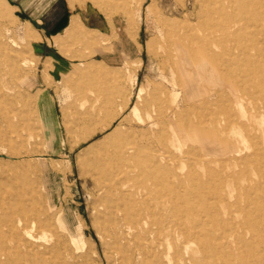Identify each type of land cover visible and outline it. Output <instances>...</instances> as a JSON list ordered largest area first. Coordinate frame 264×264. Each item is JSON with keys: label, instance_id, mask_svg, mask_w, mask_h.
<instances>
[{"label": "rangeland", "instance_id": "rangeland-1", "mask_svg": "<svg viewBox=\"0 0 264 264\" xmlns=\"http://www.w3.org/2000/svg\"><path fill=\"white\" fill-rule=\"evenodd\" d=\"M7 1L9 7L0 1L3 12L8 10L0 16V234H7L4 217L13 208L17 217L35 222L30 229L34 238L27 239L24 252H36L46 243L51 247L46 257L52 263L70 264L74 252L75 264H84L81 254L89 264H119L110 240L100 232V191L92 177L81 174L76 159L80 150L114 126L71 154L73 172L64 162V153L51 157L46 166V161L34 157L31 144L40 133V105L45 100L52 107L46 111L54 110L63 129L64 115L84 110L99 92L104 94L99 102H105L108 113L125 108L122 117L136 122L137 134L156 141L153 149L169 145V184L176 194L166 197L167 219L182 212L191 219L232 223L243 239L237 246L238 257H256L255 248L264 243V85L253 90L240 86L230 72L216 70L211 60L202 69L187 66L194 89L186 84L173 86L169 81L180 78L185 83L188 74L173 71L162 56L167 30L158 18L176 24L178 30L197 31L205 26L207 7L214 4L210 0ZM75 16L79 25L68 37L66 29ZM81 89L86 92L81 94ZM181 97H187L188 103L177 107L175 99ZM84 100L88 101L83 104ZM171 107L177 113L172 121L166 116ZM9 117L14 128L5 122ZM233 127L242 137L234 142L233 153L223 154L219 145L231 138ZM179 132L186 141L181 149L171 144ZM41 146L40 154L45 151ZM256 146L261 152H256ZM25 149L33 150V158L15 156ZM133 201L139 208L147 203L142 194ZM20 202L25 204V214L19 212ZM243 208H250V217ZM155 218L145 213L147 230L152 225L158 228ZM250 223L258 225L256 231ZM18 257L13 254L12 260L18 262Z\"/></svg>", "mask_w": 264, "mask_h": 264}, {"label": "bare ground", "instance_id": "bare-ground-1", "mask_svg": "<svg viewBox=\"0 0 264 264\" xmlns=\"http://www.w3.org/2000/svg\"><path fill=\"white\" fill-rule=\"evenodd\" d=\"M0 1L5 6H10V1ZM210 1L214 5L207 7L205 26L197 31L193 29L178 30L174 26L176 24L171 25L158 18L161 25L167 30L162 50L164 62L170 65L173 71L181 70L188 74L185 83L180 78H177L175 82L169 81V83L173 86L178 84L180 87L186 84L187 87L194 89V79L189 75L187 66H193L194 70H198L202 69L208 61L214 60L215 69L220 72H230V78L235 79L236 83L242 84L240 86L253 90L260 84L264 85V0ZM7 11L3 12V6L0 5V16L6 15ZM10 11L12 10L9 9ZM78 25V19L75 16L66 29L70 34L68 37L77 30ZM226 54H230L231 57L235 56V58L227 59ZM68 88L70 89V86ZM85 92V89H81V94ZM101 95L104 94L97 92L95 99H92L84 110L64 115L61 122L63 129L59 128V124H57L54 110L52 109L50 113L46 111L50 105L47 102L48 99L44 103L42 102L43 104L40 105L43 107V109L40 108L42 109L40 133L37 132L39 134L34 136L37 141H33L31 144L33 150L36 149L34 157L37 156L43 161L42 163L46 161V166L52 159L51 157L57 156L61 152L64 153V162H67L69 170L73 172L71 154L83 143H89L90 139L98 133L107 132L114 126L102 139L90 142L87 148L80 150L76 159L82 167L81 174L92 177L100 191L102 203L99 214L100 232L104 238L110 240L119 264H264V243L262 244V242L259 249L255 248L256 257L246 255L238 257L237 246L243 239L235 233L232 223L217 221L214 218L191 219L182 212L174 213L167 219L166 212L168 211L165 210L169 208H164L166 197L168 198V194H176L169 184L172 161L169 145L165 143L164 150L153 149L157 147L156 141L150 140L144 134L143 136L137 134L136 122L128 117H122L121 114L124 113L125 108L119 113H108L105 102L104 104L99 102ZM228 98L230 99V97ZM175 100L177 107L188 103L187 97ZM84 101L83 104L88 100ZM8 115L11 116L9 113ZM23 115L24 111L21 113V116ZM175 115L177 113L174 112V107H171L166 116L172 121L175 119ZM6 120L8 125L14 128L11 118H5V122ZM116 122L117 125H114ZM12 130L14 131V129ZM231 131L232 134L229 136L231 138L225 139L219 145V151L223 154L233 153L234 142L242 137V133L237 128L233 127ZM19 136L20 134H18ZM7 142L10 140L7 139ZM185 143L180 132L178 137L171 141L172 146L177 149L184 147ZM12 144L10 145L12 146ZM40 144L45 146L43 148L45 151L42 154H40L42 152ZM17 146L15 144V147ZM3 148L5 147L3 146ZM255 148L257 153L261 152L260 147L256 146ZM33 150L25 149L24 154L19 153L15 156L31 157ZM138 194H142L147 202L145 207L139 208L134 203L136 201L133 199ZM262 194L260 195L262 196ZM153 198L155 201L152 204L150 201ZM24 206L25 204L20 202L19 212L22 214H25L26 211ZM16 213L17 211L12 208L4 217V224L8 230L7 234L3 232L0 234V262L4 260V264H56L46 257L51 249L46 243H41L36 252L31 249L29 252V249L26 252L23 251V247L28 246L27 239L34 238L30 229L32 225H35V222L28 223L23 217L24 215L17 217ZM145 213L157 217L153 221L158 225L157 229L152 225L147 230L144 226ZM244 213L250 217V208H245ZM1 227L2 225L0 229ZM249 227L252 231H256L258 225L250 223ZM220 228H224V230L219 232ZM8 240L10 242L7 244ZM11 241H15V244L12 245ZM13 254L20 257V259L17 258L18 262L12 260ZM70 255L72 263L75 264L77 256L74 252H70ZM79 258L84 260V264H89L84 255H79Z\"/></svg>", "mask_w": 264, "mask_h": 264}]
</instances>
